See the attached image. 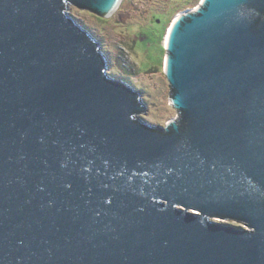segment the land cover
<instances>
[{"label":"water","instance_id":"obj_1","mask_svg":"<svg viewBox=\"0 0 264 264\" xmlns=\"http://www.w3.org/2000/svg\"><path fill=\"white\" fill-rule=\"evenodd\" d=\"M122 1L0 0V264H264V0L176 16L164 127L67 12Z\"/></svg>","mask_w":264,"mask_h":264},{"label":"rangeland","instance_id":"obj_2","mask_svg":"<svg viewBox=\"0 0 264 264\" xmlns=\"http://www.w3.org/2000/svg\"><path fill=\"white\" fill-rule=\"evenodd\" d=\"M201 0H123L108 18L69 6L67 12L101 45L108 72L142 93L147 109L137 116L142 122L164 127L177 117L169 104L170 83L165 75V41L172 22ZM216 221L242 227L233 220Z\"/></svg>","mask_w":264,"mask_h":264},{"label":"bare ground","instance_id":"obj_3","mask_svg":"<svg viewBox=\"0 0 264 264\" xmlns=\"http://www.w3.org/2000/svg\"><path fill=\"white\" fill-rule=\"evenodd\" d=\"M186 11V10H185ZM182 12H184V11H181L180 13H182ZM170 29V28H169ZM169 31V30H168ZM167 35H168V33H167Z\"/></svg>","mask_w":264,"mask_h":264}]
</instances>
